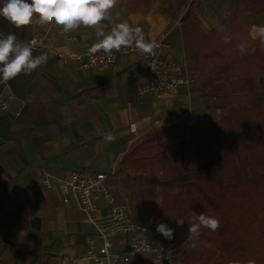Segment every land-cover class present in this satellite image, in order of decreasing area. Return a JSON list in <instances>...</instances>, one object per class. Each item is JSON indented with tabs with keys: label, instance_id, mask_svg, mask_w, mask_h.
I'll list each match as a JSON object with an SVG mask.
<instances>
[{
	"label": "crops",
	"instance_id": "0c3cea01",
	"mask_svg": "<svg viewBox=\"0 0 264 264\" xmlns=\"http://www.w3.org/2000/svg\"><path fill=\"white\" fill-rule=\"evenodd\" d=\"M235 1L209 0L201 5L196 20L209 31L227 18ZM172 12L168 0H152L149 8L138 12L111 9L109 18L98 27L107 33L113 25L126 22L142 29L146 41L165 36L170 45L166 56L185 65L181 30L174 29ZM263 15L253 25L264 26ZM1 20L0 33L11 32L25 41L37 33L53 32L49 47L63 53L89 49L97 42L92 27L65 32L54 23L15 28ZM250 36L259 38L252 29ZM43 53L49 57L46 64L9 82L15 105L0 117V264H65L70 257L80 258L88 240L96 237L77 203L64 205L57 188L43 186L44 174L63 177L72 171L103 172L110 182L130 146L148 132L202 124L214 116L206 107L199 110L184 88L168 95L139 96L137 85L143 83L147 64L136 54L119 55L106 69L82 70L76 63ZM17 107L22 115L14 118ZM216 112L224 115V110ZM108 135L115 139H105ZM110 185L132 216H143L130 191L145 189L131 185L125 177ZM106 214L100 202L98 216ZM156 240L162 243L159 236Z\"/></svg>",
	"mask_w": 264,
	"mask_h": 264
},
{
	"label": "trees",
	"instance_id": "16d2710c",
	"mask_svg": "<svg viewBox=\"0 0 264 264\" xmlns=\"http://www.w3.org/2000/svg\"><path fill=\"white\" fill-rule=\"evenodd\" d=\"M151 4L118 0L113 10L138 12ZM168 7L180 11L182 1L168 0ZM262 14L264 0H236L209 31L189 13L181 17L187 69L198 76L201 97L214 99L208 108L227 114L208 126L148 132L110 177L114 186L125 177L150 200L161 196L151 219L171 221L176 238L186 240L188 222L200 212L219 218L217 231L201 228L195 247H172L174 264H264V44L250 36ZM240 42L247 43L248 54L239 53Z\"/></svg>",
	"mask_w": 264,
	"mask_h": 264
},
{
	"label": "built area",
	"instance_id": "2783aa9c",
	"mask_svg": "<svg viewBox=\"0 0 264 264\" xmlns=\"http://www.w3.org/2000/svg\"><path fill=\"white\" fill-rule=\"evenodd\" d=\"M205 1L195 0L198 3ZM1 22L0 17V26ZM17 40L29 44L33 53L47 51L61 61L76 63L82 70L106 69L115 63L119 55L136 54L147 64L142 74L143 83L137 85L139 96L147 93L171 94L183 87H189L193 81V75L186 66L166 56L170 45L163 38L155 42L157 46L154 54H142L133 46L114 53L111 60L103 53L89 55L87 48L69 53L51 49L48 32L37 33L26 41L18 37ZM9 82L0 80V117L10 112L15 105L16 96L9 89ZM21 115L22 109L17 107L13 111V117L19 118ZM41 181L46 189L59 190L64 205L77 203L96 231V237L88 240L86 252L80 258H68L65 264H80L83 261L93 264H169L170 257L166 247L156 244L153 241L155 231L136 221L128 212L121 197L112 189L108 174L81 170L58 177L46 173ZM100 202L107 209L104 217L98 216ZM117 248L122 249L117 251Z\"/></svg>",
	"mask_w": 264,
	"mask_h": 264
},
{
	"label": "clouds",
	"instance_id": "9594fccd",
	"mask_svg": "<svg viewBox=\"0 0 264 264\" xmlns=\"http://www.w3.org/2000/svg\"><path fill=\"white\" fill-rule=\"evenodd\" d=\"M118 0H3L0 6V17L8 21L15 28L29 26L32 23L40 25L55 24L63 31H73L83 27L96 28L97 42L88 49L89 55L103 53L112 59L114 53L122 48L135 47L142 54H154L155 42L146 41L142 29L131 27L126 22L113 25L107 33L98 27L101 21L109 18L110 10ZM264 44V26H252ZM225 42H230V37H225ZM237 49L241 55L248 54L246 42H240ZM49 57L45 53L33 56V48L24 42L17 40L14 33L4 35L0 33V80L8 82L20 74L30 75L34 70L46 64ZM135 131V126H133ZM105 139H115L108 135ZM177 225H183V219H176ZM221 227L219 218L200 212L195 220L188 222V233L185 243H191L195 247V241L200 236L201 228L212 232ZM174 229L165 223H157L156 232L168 240L174 238ZM248 264H255L249 261Z\"/></svg>",
	"mask_w": 264,
	"mask_h": 264
},
{
	"label": "rangeland",
	"instance_id": "374dc122",
	"mask_svg": "<svg viewBox=\"0 0 264 264\" xmlns=\"http://www.w3.org/2000/svg\"><path fill=\"white\" fill-rule=\"evenodd\" d=\"M180 1H182L181 10L172 12L173 27L176 30H181L180 19L186 13H189L191 15L192 19L194 21H196L197 23H199L196 20L197 19L196 14H197L198 11L202 10L201 5L202 4H204V5L207 4L209 0H206L204 3H198V2H195V0H180ZM262 18L264 19V15L262 16ZM46 32L49 33V43H50V38L52 37V33L53 32H51V31H46ZM46 32H44V33H46ZM162 38L164 39V42H166L165 41L166 37L163 36ZM158 40H160V39H158ZM157 41H154V42H157ZM182 66H186V68H187V64L186 63H185V65L182 64ZM189 72L193 75V81L191 82V85L189 87H183L185 89L186 94L189 96L190 100L193 101V103H195V104L197 103L199 110H204V107H206L209 110L208 113L210 114V113L213 112V115H214L213 118L205 119L201 123L204 124L205 126H208V125H212L214 123L219 122L221 120V118L227 114V112L224 111V115H222L220 113L217 114L216 111L218 109H210V108H208V107H211L214 104V99L213 98H202L201 97V94L198 92V89L200 88L199 82H198V76L195 73H193L192 71H189ZM194 88L196 90H194ZM212 110H214V111H212ZM184 127H186V126H183V128ZM172 130H175V128L172 129ZM133 185H135L136 187H139L137 184H133ZM139 188H141V187H139ZM141 189H144V188H141ZM130 193H131L132 202H136L135 206L137 208H139V209H142L141 210L142 214L140 213V215H143L142 217L140 216V218H137V217L133 216V218L136 221H138L139 223H141L143 225H147V226H149L151 228H152V224L154 222L156 224L157 223H165L170 228H173V223L171 221H169V220H164V218H159V217H155V219H153V221L151 219L152 218V211L155 208H159L161 206V196L150 200L146 190L145 191H130ZM153 230L155 231L154 237H153V241L156 244H158L156 239H157L158 236L161 238L162 243H160V244L163 245L164 247H166L167 253H168L169 257H170V259L168 261L169 264H174L172 247L177 246V247L183 248V249H188L190 247L191 243H185V240H182V239H179V238H176V237H174L172 240H168V239L164 238L162 235H160L158 232H156L155 229H153ZM146 258L151 259L150 257H146Z\"/></svg>",
	"mask_w": 264,
	"mask_h": 264
}]
</instances>
